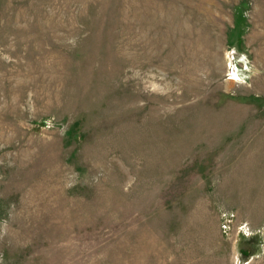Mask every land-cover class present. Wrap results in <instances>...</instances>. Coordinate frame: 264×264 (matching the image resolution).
<instances>
[{
    "label": "rangeland",
    "instance_id": "rangeland-1",
    "mask_svg": "<svg viewBox=\"0 0 264 264\" xmlns=\"http://www.w3.org/2000/svg\"><path fill=\"white\" fill-rule=\"evenodd\" d=\"M0 264H264V0H0Z\"/></svg>",
    "mask_w": 264,
    "mask_h": 264
}]
</instances>
